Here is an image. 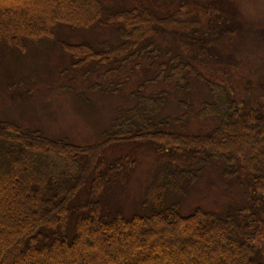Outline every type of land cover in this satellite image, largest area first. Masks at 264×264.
<instances>
[{"label": "trees", "instance_id": "trees-1", "mask_svg": "<svg viewBox=\"0 0 264 264\" xmlns=\"http://www.w3.org/2000/svg\"><path fill=\"white\" fill-rule=\"evenodd\" d=\"M44 2L42 8L30 14L25 8L9 14L0 7V41L15 46L22 42L24 34L38 35L40 30L44 34L50 31L47 27L53 15L57 22L58 17L62 21L70 19L73 25L98 21L114 26L122 42L116 46L105 43L95 50L85 43H67L64 49L70 51L73 64L93 60L110 63L120 57L135 56L137 50L145 52L149 59L157 56L160 50L151 48V42L147 41L158 34L171 31L193 42L202 36L204 29L200 19L205 16L204 11L199 10L181 9L158 17L144 7L108 10L101 0ZM204 9L217 19L214 26L218 29L230 28L233 33L239 30L221 22L222 12L233 15L230 11L234 8L229 4L208 3ZM166 55L171 57L158 62L159 73L131 92L135 103L104 131V139L98 144L76 146L64 140L48 139L36 130H23L10 121L0 122V213L8 211L16 217L5 231L2 225L7 216L0 217V264H15L18 256L23 258L17 264L22 261L37 264L38 260L60 264L61 254L68 256L73 264H264V245L260 240L264 234V104L239 103L233 92L203 76L179 52L167 49ZM190 77L203 83L209 93V98L200 102L197 115L217 121L205 134L164 129L169 117L160 120L157 117L167 90L142 93L147 81H162L174 91L186 93L191 88ZM182 104L192 107L186 102ZM183 120L181 115L174 119ZM136 137L161 142L163 145L157 147L161 153L168 152L166 146L176 140L180 146L171 148L169 153L176 156L189 153L195 160L183 167L167 161L156 170L144 202V207L151 206L147 214L125 217L115 212L107 216L94 198L107 184V178L132 163L133 158L123 155L106 165L103 148L108 142L131 141ZM212 160L222 164L225 178L239 180L241 171L245 172L253 191L248 208L236 206L219 215L196 207L188 214H181L179 199L164 203L166 191L182 197L186 187ZM104 167L106 176L100 174ZM89 178L88 201L73 208L78 212L69 237L65 226L68 204ZM260 196L262 199L257 202ZM166 224H171L172 229L165 231ZM41 229L49 230L47 236ZM95 244L102 245L106 253L98 251Z\"/></svg>", "mask_w": 264, "mask_h": 264}, {"label": "rangeland", "instance_id": "rangeland-1", "mask_svg": "<svg viewBox=\"0 0 264 264\" xmlns=\"http://www.w3.org/2000/svg\"><path fill=\"white\" fill-rule=\"evenodd\" d=\"M101 1L108 10L129 11L144 7L158 17L169 16L181 9L204 11L205 16L200 17L204 26L202 36L190 42L167 31L147 41L151 42V48L157 47L160 50L151 59L145 52L137 50L135 56L125 59L120 57L110 63H97L93 60L73 64L70 51L64 49L67 43H85L95 50L105 43L116 46L122 39L111 24L95 21L87 25H73L72 22L69 23L70 19L62 21L58 17L57 20L60 21L57 22L54 15L50 16L47 27L50 31L41 34L43 32L40 30V34H32L33 38H30V34L22 35V32L24 37L19 42L21 46H8L6 42L0 41V122L10 121L23 130H36L48 139L64 140L76 146L98 144L104 139V131L110 129L114 120L135 103L130 96L131 92L148 77H155L159 73L158 62L167 61L171 57L166 55L167 49L179 52L203 76L233 92L239 103L264 104V0H219L234 8L230 11L233 15L222 12L221 22L238 28L235 33L230 28L218 29L214 26L218 23L217 19L205 11L207 2L215 3L218 0ZM54 4L53 2L51 7ZM44 5V0H32V3L25 0H0V7L9 14L24 8L28 14L35 13L36 9ZM190 79L191 88L186 93L174 91L173 87L166 86L162 81L145 82L142 93L147 95L167 90L165 103L157 117L158 120L169 117L170 122L164 129L186 134H205L211 131L217 121L212 117L200 118L197 115L200 102L208 99L209 93L203 83L192 77ZM180 102L191 104L192 107L187 108ZM180 115L184 116V120L175 122L174 119ZM171 142L166 146L168 152L165 153L157 150L158 146L163 145L161 142L140 137L131 141H111L104 146L102 157L106 165L123 155L133 158L132 163L113 177L107 178V184L94 198L101 204L105 215L120 212L128 217L148 213L151 206L144 207V202L156 170L167 161L183 167L195 160L189 153L182 156L169 153L180 146L176 140ZM221 165L219 161L212 160L186 187V193L182 197L166 191L164 203L179 199L178 211L181 214H188L196 207L219 215L236 206L248 208L253 191L245 172L241 171L239 180L228 179L224 177ZM100 174L106 176L107 169L102 168ZM90 180L86 181L85 186L68 204L69 215L65 226L69 237L73 233L72 227L78 212L73 208L82 201H88L86 190ZM261 199L260 196L257 202ZM5 213H0V217L7 216L3 229L10 222L16 221L12 212ZM22 214L19 216L22 217ZM172 227L171 224H166L165 231ZM49 229L54 231L52 227ZM48 233L49 230H42V234ZM260 240L264 245V234L260 236ZM35 242L32 241L34 247ZM95 245L98 251L106 253L102 245ZM17 249L20 250V247ZM22 258H15V264ZM64 262L74 263L68 256L62 257L61 254L60 264H65ZM24 263L22 261L20 264ZM37 264L44 263L38 260Z\"/></svg>", "mask_w": 264, "mask_h": 264}]
</instances>
